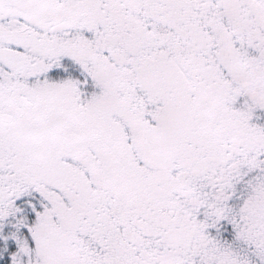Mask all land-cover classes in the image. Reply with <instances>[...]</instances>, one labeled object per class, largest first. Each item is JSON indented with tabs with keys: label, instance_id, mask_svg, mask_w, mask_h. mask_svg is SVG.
Wrapping results in <instances>:
<instances>
[{
	"label": "snow or ice",
	"instance_id": "1",
	"mask_svg": "<svg viewBox=\"0 0 264 264\" xmlns=\"http://www.w3.org/2000/svg\"><path fill=\"white\" fill-rule=\"evenodd\" d=\"M0 264H264V0H0Z\"/></svg>",
	"mask_w": 264,
	"mask_h": 264
}]
</instances>
